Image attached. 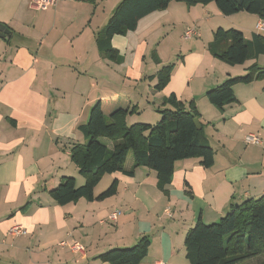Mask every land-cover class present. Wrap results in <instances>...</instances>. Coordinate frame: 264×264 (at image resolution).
Instances as JSON below:
<instances>
[{
  "label": "crops",
  "instance_id": "0c3cea01",
  "mask_svg": "<svg viewBox=\"0 0 264 264\" xmlns=\"http://www.w3.org/2000/svg\"><path fill=\"white\" fill-rule=\"evenodd\" d=\"M31 1L0 0V22L13 31L9 40L0 38V264H110L98 256L132 246L144 235L151 244L138 264H191L184 238L199 219L218 221L232 205L264 195V77L236 84L237 101L222 111L206 97L253 63L264 69V53L242 66L214 56L209 44L216 30L236 27L251 39L264 36L256 28L264 20L248 12L223 15L214 1L190 6L171 1L142 17L135 30L115 35L118 54L112 59L101 53L97 40L108 21L100 24L102 13L109 18L121 0H58L46 10L33 8ZM187 26L198 34L182 42ZM154 46L185 52L162 89L155 87V75L172 55L165 59L158 52L151 71L142 69V57ZM111 92L137 98V109L143 104L155 110L148 119L129 123L130 114L128 124L157 123V109L166 107L170 95L186 105L194 100L201 133L215 151L214 164L207 168L200 157L177 160L172 182L161 189L156 171L135 166L130 153L125 168L133 174L107 173L94 189L98 195L117 178L115 195L57 203L49 190L64 176H74L77 185L85 181L71 147L85 142L79 125ZM248 133L259 135L263 144L246 143ZM116 209L120 214L114 220L109 216ZM15 224L28 234H10ZM62 240L81 242L85 252L62 246ZM261 261L259 256L239 264Z\"/></svg>",
  "mask_w": 264,
  "mask_h": 264
},
{
  "label": "trees",
  "instance_id": "16d2710c",
  "mask_svg": "<svg viewBox=\"0 0 264 264\" xmlns=\"http://www.w3.org/2000/svg\"><path fill=\"white\" fill-rule=\"evenodd\" d=\"M171 1H182L189 6L214 1L223 15L248 12L264 20V0H121L98 37L101 53L105 57L116 58L118 50L112 45L113 37L135 30L142 17L167 8ZM209 50L230 65H240L264 53V36L255 34L248 39L239 28L219 27ZM173 66L163 65L157 72V89L168 83ZM263 77L264 69L253 63L245 74L229 76L220 85L209 89L206 97L222 111L226 105L237 101L236 84L250 83ZM163 105L166 107L157 109L161 114L157 123L128 124L126 117L137 111L128 94L119 92L114 97L99 98L90 109L88 121L78 127L85 142L74 143L71 147V159L85 181L77 185L74 176H64L56 187L49 190L53 199L64 205L83 197L103 200L115 195L117 178L98 195L94 194V189L107 173L133 174V170L125 168L130 153L135 166H146L156 171L161 189L172 182L177 160L200 157L205 167H211L215 151L202 135V127L195 124L196 118L201 119L195 101L186 105L173 94L163 101ZM102 139L111 141L112 146ZM150 244L149 237L144 235L136 244L109 249L98 258L110 264H138L147 256ZM184 245L191 264H239L264 255V195L232 205L218 221L205 223L199 219L187 231ZM260 264H264V258Z\"/></svg>",
  "mask_w": 264,
  "mask_h": 264
},
{
  "label": "built area",
  "instance_id": "2783aa9c",
  "mask_svg": "<svg viewBox=\"0 0 264 264\" xmlns=\"http://www.w3.org/2000/svg\"><path fill=\"white\" fill-rule=\"evenodd\" d=\"M57 2L58 0H32L31 6L38 10H46L48 8L54 7L57 4ZM256 28L258 30H264V22L260 20L257 23ZM197 34L198 32L195 29V27L188 26L185 28L183 32V38L191 39V38H194ZM244 140L246 143L259 144V145L263 144V140L261 139V137L255 133L246 134ZM165 211L168 215H171L169 208H167ZM119 214H120V210H114L113 212H111L109 217L111 219L116 220ZM9 233L15 236H24L28 234L27 230L21 224H15L14 226H12L9 230ZM60 244L62 246H68L74 251H78L82 253L85 252V247L79 241L73 240L69 242L67 240H62ZM161 264H166V263H161Z\"/></svg>",
  "mask_w": 264,
  "mask_h": 264
},
{
  "label": "rangeland",
  "instance_id": "374dc122",
  "mask_svg": "<svg viewBox=\"0 0 264 264\" xmlns=\"http://www.w3.org/2000/svg\"><path fill=\"white\" fill-rule=\"evenodd\" d=\"M38 12V11H37ZM108 16L107 15H105V13H102V20H101V22H100V24L101 25H104L105 23H106V21L109 19V18H107ZM110 17V16H109ZM188 27V26H187ZM175 36V38H176V35H174ZM184 39V38H183ZM182 39V40H183ZM177 42H178V40H177ZM182 42H185V39L182 41ZM167 44V42L165 43V45ZM178 44H179V42H178ZM171 46H168V49L166 48V49H164V47H161L160 49L158 48V47H156V46H154L151 50H149V52L147 53V55L146 56H143L142 57V59H141V61H142V65L143 66H145V67H143L142 69H148L149 71H151V68H149V67H151V66H155L154 64H156V63H158V62H156V59L158 58H160V56H159V54H158V52L160 53V55L162 56V54H163V56L165 57V59H167V57L168 56H171L172 55V60L169 62V63H167L166 65H169V64H174V68H173V70H172V72L175 70V68H176V66H177V63H179V62H181V60L182 59H185V52H183V53H181L180 51H178V52H175V54H173V52H171ZM190 60V59H189ZM239 66H242V65H239ZM172 74V73H171ZM125 75V74H124ZM125 76H122V78H124ZM147 82H149V81H147ZM120 89H122L123 88V86H121L120 85ZM147 91V90H146ZM138 93V92H137ZM115 92H111V93H108L107 95H104L103 97H114L115 96ZM134 95H136V93L134 94ZM145 95V94H144ZM137 98H134V100L133 101H135V103H137V100H136ZM94 105V104H93ZM137 106V105H136ZM92 107V106H91ZM138 108V107H137ZM90 110V109H89ZM153 112H155V110H153V109H149V110H145L144 109V105L143 104H141L140 105V107H139V109H137V111L136 112H134L133 114H134V117L131 119V118H129V123H130V121H135V120H133V119H148L147 117V115L149 114V113H152L153 114ZM129 116V115H128ZM128 116L126 117V121H127V118H128ZM87 122V119L85 120V122L84 123H86ZM85 140V139H84ZM107 188V187H106ZM105 188V189H106ZM104 190V189H103ZM116 210H119V209H116ZM261 258L263 259L264 258V255H262L261 256ZM243 264V263H242ZM244 264H246V263H244Z\"/></svg>",
  "mask_w": 264,
  "mask_h": 264
},
{
  "label": "water",
  "instance_id": "95a60500",
  "mask_svg": "<svg viewBox=\"0 0 264 264\" xmlns=\"http://www.w3.org/2000/svg\"><path fill=\"white\" fill-rule=\"evenodd\" d=\"M12 34H13V31L8 26H6L4 23L0 22V38L9 40ZM194 121L198 128L202 127L201 122L198 118H196Z\"/></svg>",
  "mask_w": 264,
  "mask_h": 264
}]
</instances>
